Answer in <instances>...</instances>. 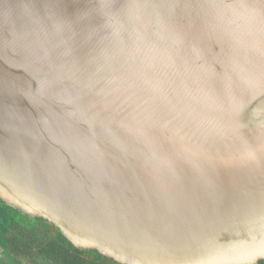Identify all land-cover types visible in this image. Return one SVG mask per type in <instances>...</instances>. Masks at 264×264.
I'll return each instance as SVG.
<instances>
[{
  "label": "water",
  "instance_id": "obj_1",
  "mask_svg": "<svg viewBox=\"0 0 264 264\" xmlns=\"http://www.w3.org/2000/svg\"><path fill=\"white\" fill-rule=\"evenodd\" d=\"M0 201L117 264L264 261V0H0Z\"/></svg>",
  "mask_w": 264,
  "mask_h": 264
},
{
  "label": "trees",
  "instance_id": "obj_2",
  "mask_svg": "<svg viewBox=\"0 0 264 264\" xmlns=\"http://www.w3.org/2000/svg\"><path fill=\"white\" fill-rule=\"evenodd\" d=\"M0 248V264H27L26 259L34 264H117L96 251L74 248L53 225L30 218L2 201Z\"/></svg>",
  "mask_w": 264,
  "mask_h": 264
},
{
  "label": "rangeland",
  "instance_id": "obj_3",
  "mask_svg": "<svg viewBox=\"0 0 264 264\" xmlns=\"http://www.w3.org/2000/svg\"><path fill=\"white\" fill-rule=\"evenodd\" d=\"M23 261H24V260H23ZM25 261H26L27 264H34V262L31 261V260L26 259Z\"/></svg>",
  "mask_w": 264,
  "mask_h": 264
},
{
  "label": "crops",
  "instance_id": "obj_4",
  "mask_svg": "<svg viewBox=\"0 0 264 264\" xmlns=\"http://www.w3.org/2000/svg\"><path fill=\"white\" fill-rule=\"evenodd\" d=\"M2 251H3V250L0 248V258H1Z\"/></svg>",
  "mask_w": 264,
  "mask_h": 264
}]
</instances>
